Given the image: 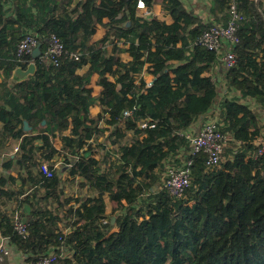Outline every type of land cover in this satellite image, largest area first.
<instances>
[{
  "label": "trees",
  "instance_id": "obj_1",
  "mask_svg": "<svg viewBox=\"0 0 264 264\" xmlns=\"http://www.w3.org/2000/svg\"><path fill=\"white\" fill-rule=\"evenodd\" d=\"M138 1L0 0V151L9 141L20 142L16 165L27 173L23 183L40 185L20 200L21 193L5 189L12 178L0 179V236L28 254V261L54 251L60 264H264V155L256 156L264 144V125L240 102L253 99L264 112L261 4L240 0L245 21L233 49L235 64L226 69L216 52L196 44L209 25L180 0H161L163 18L144 16ZM142 1L151 12L155 0ZM228 9L229 0H212V14L224 23ZM99 26L106 34L94 46ZM30 33L41 43L40 54L33 57V51L19 61L15 49ZM51 35L65 45L58 67L41 60ZM31 63L35 75L12 83L14 70ZM94 75L103 89L99 96L89 88ZM223 84L240 97L220 100ZM95 106L101 107L96 118ZM213 114L231 138L223 157L230 156L210 169L205 155L194 157L190 186L184 197L175 198L163 186L166 163L181 160L180 150L189 148L183 133ZM50 116L69 150L70 176L83 179L80 186L93 193L77 208L64 197L57 172L47 178L41 171L36 152L45 149L51 159L57 153L52 138L28 136L27 129L42 126ZM107 131L105 144L91 143ZM36 140L43 146L34 147ZM13 162L5 167L13 169ZM43 191L41 201L59 209L43 210L38 200ZM106 198L127 205L115 223ZM7 202H15L18 210L31 206L28 237L14 229V219L3 209ZM59 223H66L70 233H57Z\"/></svg>",
  "mask_w": 264,
  "mask_h": 264
},
{
  "label": "built area",
  "instance_id": "obj_2",
  "mask_svg": "<svg viewBox=\"0 0 264 264\" xmlns=\"http://www.w3.org/2000/svg\"><path fill=\"white\" fill-rule=\"evenodd\" d=\"M261 4V11L264 13V0H254ZM206 6H212V0L205 1ZM137 8L144 16L152 15V11L148 10L144 1L139 0ZM203 10L204 7H203ZM210 14V9L206 8ZM205 13L201 18H206ZM245 21V16L240 8V0H229L228 19L224 23L222 20L207 28L199 37L196 44L211 52H216L226 69L232 68L236 61L233 49L239 43L238 32L242 22ZM225 44V50L224 46ZM229 44V46L227 45ZM38 46H41L39 39L33 35L28 34L15 49V54L19 61L23 60L24 56L31 54ZM75 59L79 60L80 54H75ZM65 57V45L61 38L56 35H51L46 42V49L41 55V60L47 64L60 66ZM131 112L126 113L129 115ZM147 123H143L145 127ZM224 123L213 116L209 117L203 122L201 128L196 131L189 129L183 133L189 142V148L179 162L176 160H168L165 171L163 172V186L169 194L175 198H182L185 196L187 188L190 186V165L194 161V157L198 155L206 156V165L210 168L219 166L223 160L225 149L230 141V136L222 132ZM264 155V144L259 145L256 156ZM42 173L47 178H52L54 175L53 169L48 163H42ZM106 224L107 220H103ZM14 229L16 232L26 238L29 236V222L14 218ZM11 254L10 249L6 246L5 239L0 241V263ZM28 264H60L59 257L55 253H50L47 256L40 257L36 261Z\"/></svg>",
  "mask_w": 264,
  "mask_h": 264
},
{
  "label": "crops",
  "instance_id": "obj_3",
  "mask_svg": "<svg viewBox=\"0 0 264 264\" xmlns=\"http://www.w3.org/2000/svg\"><path fill=\"white\" fill-rule=\"evenodd\" d=\"M180 1L183 3V5L185 6V8L187 9L188 12H191L190 7L193 4L194 5H202L204 7V9L206 10V3H205L206 0H180ZM263 9H264V4H263ZM205 10H203V12L206 14ZM152 13H153V16H155V17L157 16L158 18L159 17L163 18L161 0H155V5L152 9ZM207 16H208V14L205 15V17H207ZM199 19L203 23L205 22V18H202V19L199 18ZM165 20L168 24L172 23V18L169 16L165 17ZM105 34H106V29L99 26L96 35L93 37L92 43L95 44L94 46H98L97 45L98 42L105 36ZM120 46H123V45L120 44ZM223 46H224V50H225V44H223ZM108 53L109 54L112 53V47L111 46H108ZM123 57H124V60H126V61H129L131 59L130 55L128 53H124ZM31 64H34V63H31ZM31 64H29V66ZM28 67L26 69H23V68H21V69H23V71H26L28 69ZM17 69H20V68H17ZM16 70H14V72ZM87 70H88V68H84V69L79 71V74L83 75ZM14 72H13L11 81L14 84H18V83L13 81ZM146 74L147 73H145L143 75L144 78H145ZM98 79H99V76L94 75L92 77V81H91V84L89 86V88H91L93 90L94 96H99L103 90L102 87L98 85ZM145 80H146V78H145ZM1 82H2V78L0 77V83ZM147 82L149 85H151V83L153 82V77L151 75H149V81H147ZM223 85H224V95H225L224 99L225 98L234 99V98L240 97V93L238 91L231 90L229 92L227 86H225V84H223ZM240 102L244 103V104H248L252 110L256 109V108L260 109V106L253 99H243V100H240ZM91 114L95 118L98 117L101 114V107L100 106L93 107L91 109ZM202 124H201V122H196L194 124V126L191 128L198 131L201 128ZM105 126H106V124L104 122H100L101 128H104ZM58 128H59L58 121L54 117L50 116V117H46V120L42 126L37 127L35 129H32V130L27 129V131L29 132V134H28L29 138H31L34 135H38V134H47L52 138V142H53L55 149L57 150V153L51 159H46L45 156L48 154L47 150L42 149L39 152L37 151L36 156L38 158V162L42 161L43 163H48V164H50L51 167H53V172L54 171L57 172V175L59 176V178L61 180L60 188H62L64 191V197L66 199H72L70 201L69 205H71L74 208H77L79 206V202H83V200H84V199H81L82 198V196H81L82 190L85 193V199L90 197V196H93V193L89 190L88 186L86 188H82L80 186V184L84 181L83 179H80L78 176H74V177L70 176V171H69L68 167L65 165L66 156L70 157V155L68 153L69 150H65V148H64L65 144H64V142H62L63 141L62 140L63 135H57L58 134ZM107 134H108V131L106 132L105 135H101L99 137V140H96V142H91V143L95 146L97 144H105L104 141H105V137ZM53 135L56 137L55 138L52 137ZM20 145H21V143L18 141H9L6 144V147L0 151V179L4 176L12 178L11 180L8 181L7 187H5V189L18 192L19 194L21 193L20 200H24L25 199L24 197H27L28 195L33 194L36 190H39L40 185L39 184H37V185L32 184L31 182L27 183V184L23 183V180H25L27 178L26 177L27 173H25L24 170L17 167V165H16V161L20 157V155H19ZM33 146L36 148H40L43 146V143L41 140H36L33 142ZM103 149L105 151L107 149V145H105ZM101 152L102 153H95V156L97 158H99L98 156L104 154L103 151H101ZM81 153H83V152L81 151ZM185 153H186V151L184 149H181L179 158H183ZM11 159L14 161L13 162V169L9 170L5 167V164H9L11 162ZM173 160H176V159L173 158ZM177 162H179V161H177ZM38 170H40V167H38ZM36 174H37V171L34 170L33 176H36ZM44 195H45V192L43 191L38 196V200L41 201L40 198L43 197ZM0 201H1V199H0ZM106 202H107L108 214H110L112 212L111 217H112L113 223H115L119 216L124 215V210H125V207H127V205H126V203L112 202L108 198H106ZM40 204H41V207L43 208V210H47L48 208L50 210H54L55 208L59 209L58 206H56L55 204H51L50 202L47 203L45 201H41ZM17 206L18 205L15 202H7L6 204H4L3 209L5 210L6 213H8L11 216V218L14 219L15 217H18V214H16V212H19L23 216V217L21 216L23 218V220L29 222V219L31 217V206L26 204L24 207H22L19 210H18ZM118 209L120 211H118ZM60 225H64L67 230L61 231ZM58 227H59V229L57 230V233L61 231L63 234L67 235L71 231L66 223H59ZM114 230L117 231L118 227L117 226L114 227ZM1 239H2V237L0 236V241H1ZM3 239H5L6 246L10 249L11 254L7 258H5L3 263H0V264H5V263L6 264H28V263L32 262V261H28V257H29L28 254H25L22 251L17 250L12 244L9 243V240L7 238H3ZM50 252L53 253L54 251H50ZM65 254H66V252H64V255Z\"/></svg>",
  "mask_w": 264,
  "mask_h": 264
},
{
  "label": "rangeland",
  "instance_id": "obj_4",
  "mask_svg": "<svg viewBox=\"0 0 264 264\" xmlns=\"http://www.w3.org/2000/svg\"><path fill=\"white\" fill-rule=\"evenodd\" d=\"M191 12L196 16V17H198V19L199 18H201V16L203 15V6L202 5H191ZM206 8L209 10L210 9V14L205 10V12H206V15L208 14V16L205 18V22L203 23V24H206V25H209V27H211V25H212V23H218V22H220L221 20H222V17H220V15H219V18L220 19H217L213 14H212V11H211V9H212V6H210V5H207L206 6ZM202 19V18H201ZM208 27V28H209ZM145 78H146V80L147 81H149V74H146V76H145ZM221 96H220V100H224V97H225V95H224V85H222L221 86ZM257 114H258V116H259V118H260V121H261V123L264 125V112L263 111H261L259 108H256V109H253ZM214 118H216V115L215 114H213L212 115ZM105 142V141H104ZM230 156V154L228 153V152H226V159L228 158ZM223 159H224V161L226 160L224 157H223ZM223 161V162H224ZM163 177V176H162ZM81 196H82V198L81 199H85V193H84V191L82 190V192H81ZM118 211H120L119 209H118ZM112 214V212L109 214V215H111ZM60 230L62 231H65V230H67L66 229V227L64 226V225H60ZM60 231V232H61Z\"/></svg>",
  "mask_w": 264,
  "mask_h": 264
},
{
  "label": "water",
  "instance_id": "obj_5",
  "mask_svg": "<svg viewBox=\"0 0 264 264\" xmlns=\"http://www.w3.org/2000/svg\"><path fill=\"white\" fill-rule=\"evenodd\" d=\"M40 54V46H38L34 52H33V57H37L38 55ZM37 71V68L35 66V64H31L28 69L26 71H23V69H17L15 72H14V77H13V81L16 82V83H20V82H23L25 81L29 76H33L35 75ZM153 84V82L151 83ZM65 252L68 251V248H66L64 250Z\"/></svg>",
  "mask_w": 264,
  "mask_h": 264
}]
</instances>
